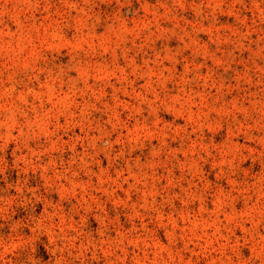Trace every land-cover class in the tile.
I'll use <instances>...</instances> for the list:
<instances>
[{"label":"rangeland","instance_id":"rangeland-1","mask_svg":"<svg viewBox=\"0 0 264 264\" xmlns=\"http://www.w3.org/2000/svg\"><path fill=\"white\" fill-rule=\"evenodd\" d=\"M0 264H264V0H0Z\"/></svg>","mask_w":264,"mask_h":264}]
</instances>
